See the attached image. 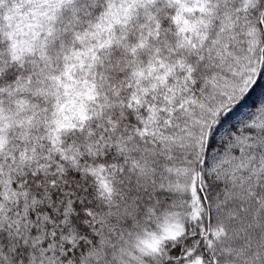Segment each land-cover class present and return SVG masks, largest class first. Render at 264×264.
I'll return each mask as SVG.
<instances>
[{
	"label": "snow or ice",
	"instance_id": "obj_1",
	"mask_svg": "<svg viewBox=\"0 0 264 264\" xmlns=\"http://www.w3.org/2000/svg\"><path fill=\"white\" fill-rule=\"evenodd\" d=\"M0 264H264V0H0Z\"/></svg>",
	"mask_w": 264,
	"mask_h": 264
}]
</instances>
